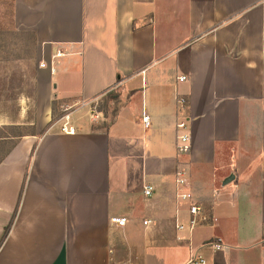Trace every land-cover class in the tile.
<instances>
[{
  "label": "crops",
  "instance_id": "crops-1",
  "mask_svg": "<svg viewBox=\"0 0 264 264\" xmlns=\"http://www.w3.org/2000/svg\"><path fill=\"white\" fill-rule=\"evenodd\" d=\"M12 11L48 47L35 84L75 131L23 136L0 160V264H264V0H13ZM95 99L110 114L79 104ZM178 167L210 214L192 230Z\"/></svg>",
  "mask_w": 264,
  "mask_h": 264
},
{
  "label": "rangeland",
  "instance_id": "rangeland-1",
  "mask_svg": "<svg viewBox=\"0 0 264 264\" xmlns=\"http://www.w3.org/2000/svg\"><path fill=\"white\" fill-rule=\"evenodd\" d=\"M12 2L0 0V160L19 138L59 126L65 111L58 103L50 109L37 90L35 83L45 80L38 67L50 51L36 43L33 32L15 27ZM98 106L109 114L113 109L110 100Z\"/></svg>",
  "mask_w": 264,
  "mask_h": 264
},
{
  "label": "built area",
  "instance_id": "built-area-1",
  "mask_svg": "<svg viewBox=\"0 0 264 264\" xmlns=\"http://www.w3.org/2000/svg\"><path fill=\"white\" fill-rule=\"evenodd\" d=\"M41 66H44V62H40ZM179 80H183L184 77H178ZM98 104V100L95 99L91 102L87 101H80V106L88 105V104ZM177 103L180 107H185L186 105V99L183 96L178 97ZM67 110V109H64ZM64 113L60 117V121L63 120V122L60 124V129L62 132L65 133H73L75 131V127L72 124H69V112L63 111ZM149 117L148 115H144L142 117V121L144 123V126L147 127L149 124L148 121ZM185 128V122L181 121L176 124V132L178 133L179 129ZM189 137L185 133H180L176 135L175 140V148L178 154L186 153L189 148L188 143ZM175 197L177 199H180L181 201L187 202L188 205V227L190 230L194 229L196 226L203 224L210 220V214L207 211V209L204 207V205L199 204L197 201H195L193 197V193L188 187V180H187V173L184 168L178 167L175 171ZM152 192V186L151 185H145L143 188V194L144 195H150ZM110 222L113 225L116 226H124L127 222L126 217L124 216H111ZM147 222V221H144ZM175 227L177 229H182L184 225L182 223H176ZM213 248L218 249L220 248V240L216 242L209 243ZM187 264H206V260L200 256L193 254L190 256V258L187 261Z\"/></svg>",
  "mask_w": 264,
  "mask_h": 264
},
{
  "label": "trees",
  "instance_id": "trees-1",
  "mask_svg": "<svg viewBox=\"0 0 264 264\" xmlns=\"http://www.w3.org/2000/svg\"><path fill=\"white\" fill-rule=\"evenodd\" d=\"M101 109V108H100ZM9 227H10V224H8L5 228H4V231H3V235L1 237V240H0V244L2 243V241L4 240V238L6 237L7 233H8V230H9Z\"/></svg>",
  "mask_w": 264,
  "mask_h": 264
},
{
  "label": "water",
  "instance_id": "water-1",
  "mask_svg": "<svg viewBox=\"0 0 264 264\" xmlns=\"http://www.w3.org/2000/svg\"><path fill=\"white\" fill-rule=\"evenodd\" d=\"M233 179V176L232 175H230L229 177H227L226 179H225V183H227V182H229L230 180H232Z\"/></svg>",
  "mask_w": 264,
  "mask_h": 264
}]
</instances>
